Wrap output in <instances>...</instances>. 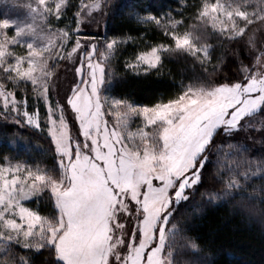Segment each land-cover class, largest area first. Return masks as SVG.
Returning a JSON list of instances; mask_svg holds the SVG:
<instances>
[{
	"label": "snow or ice",
	"instance_id": "1",
	"mask_svg": "<svg viewBox=\"0 0 264 264\" xmlns=\"http://www.w3.org/2000/svg\"><path fill=\"white\" fill-rule=\"evenodd\" d=\"M0 8V264H218L209 213L264 229V0ZM178 58L199 72L170 95L111 94Z\"/></svg>",
	"mask_w": 264,
	"mask_h": 264
},
{
	"label": "trees",
	"instance_id": "2",
	"mask_svg": "<svg viewBox=\"0 0 264 264\" xmlns=\"http://www.w3.org/2000/svg\"><path fill=\"white\" fill-rule=\"evenodd\" d=\"M156 6L175 8L179 0H151ZM122 25H115L114 30L119 32ZM117 71L123 73L121 62H117ZM199 72L193 71L191 61L185 58L166 61L164 75L157 77H137L124 75L118 77L110 88L112 95L125 97L137 104H152L159 99L170 95L175 89V83L181 79L187 81ZM32 151L27 158L32 162L53 163L45 150L36 147V143L46 141L38 134L32 136ZM2 148V145H0ZM199 235L204 241H214L221 252L216 257L218 264H264V229L259 225L247 223L243 218L233 215L227 207L213 210L199 222Z\"/></svg>",
	"mask_w": 264,
	"mask_h": 264
},
{
	"label": "rangeland",
	"instance_id": "3",
	"mask_svg": "<svg viewBox=\"0 0 264 264\" xmlns=\"http://www.w3.org/2000/svg\"><path fill=\"white\" fill-rule=\"evenodd\" d=\"M16 15H17V13L13 10L0 8V17L8 16L9 18H14ZM111 86H110V88H111Z\"/></svg>",
	"mask_w": 264,
	"mask_h": 264
}]
</instances>
